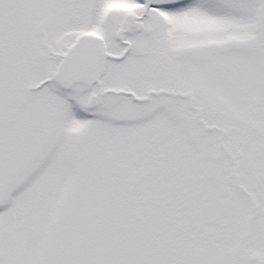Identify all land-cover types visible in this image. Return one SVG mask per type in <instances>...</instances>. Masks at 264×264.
I'll list each match as a JSON object with an SVG mask.
<instances>
[{
  "label": "snow or ice",
  "instance_id": "6c2138e0",
  "mask_svg": "<svg viewBox=\"0 0 264 264\" xmlns=\"http://www.w3.org/2000/svg\"><path fill=\"white\" fill-rule=\"evenodd\" d=\"M0 264H264V0H0Z\"/></svg>",
  "mask_w": 264,
  "mask_h": 264
}]
</instances>
